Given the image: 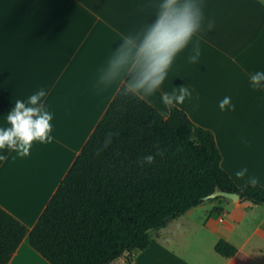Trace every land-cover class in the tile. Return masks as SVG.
Returning <instances> with one entry per match:
<instances>
[{"label":"crops","instance_id":"0c3cea01","mask_svg":"<svg viewBox=\"0 0 264 264\" xmlns=\"http://www.w3.org/2000/svg\"><path fill=\"white\" fill-rule=\"evenodd\" d=\"M160 2L0 0V127L10 126L6 116L17 99L39 89L53 116L51 143L33 142L25 157L0 149L7 156L0 161V205L28 230L8 264H52L32 245L31 231L119 91V82L97 86L101 69L124 36L155 20ZM202 3L199 60L188 62L190 44L146 99L169 115L161 94L187 87L192 98L177 106L214 131L223 167L239 185L247 178L235 173L246 167L264 186V87L253 89L249 79L264 71V0ZM226 96L234 110H221ZM221 239L248 254V264H264V204L205 199L157 231L148 248L126 251L112 264H245L217 251Z\"/></svg>","mask_w":264,"mask_h":264},{"label":"trees","instance_id":"16d2710c","mask_svg":"<svg viewBox=\"0 0 264 264\" xmlns=\"http://www.w3.org/2000/svg\"><path fill=\"white\" fill-rule=\"evenodd\" d=\"M148 155L151 164L142 159ZM222 159L214 131L183 108L165 115L147 99L118 91L31 231V243L52 264H112L126 251L148 248L152 231L218 187L264 204V186L237 184ZM27 232L0 205V264L10 262ZM216 249L245 264L251 260L226 239Z\"/></svg>","mask_w":264,"mask_h":264},{"label":"clouds","instance_id":"9594fccd","mask_svg":"<svg viewBox=\"0 0 264 264\" xmlns=\"http://www.w3.org/2000/svg\"><path fill=\"white\" fill-rule=\"evenodd\" d=\"M204 22L202 0H161L152 23L123 37L122 43L101 69L97 86L108 87L119 82L120 95L123 97L146 99L153 96L161 88L177 55L189 49L190 44L188 62L196 63L199 60V33L205 28ZM213 27L214 23L208 21L206 29L211 30ZM249 79L253 89L264 87V71L252 73ZM46 95L44 89H39L27 101H15L14 108L6 116L10 126L0 127V149L11 150L25 157L30 154L33 142L47 144L53 141L49 135L53 116L41 102ZM191 98L192 93L184 86L161 94L162 103L171 107ZM219 106L221 110L235 109L231 97L227 96ZM157 154L163 155V151L158 150ZM142 159L148 164L154 162L152 155ZM5 160L7 156L0 155V161ZM247 174L246 167L235 173L238 179L247 178V186L256 187L258 178Z\"/></svg>","mask_w":264,"mask_h":264},{"label":"water","instance_id":"95a60500","mask_svg":"<svg viewBox=\"0 0 264 264\" xmlns=\"http://www.w3.org/2000/svg\"><path fill=\"white\" fill-rule=\"evenodd\" d=\"M219 195H223V196H227V197H232V198H235V199H239L240 198V194L239 193L225 191V190L221 189L220 187H218L216 189V191L213 192L212 194H210L209 196H207L206 199H209L211 197H216V196H219Z\"/></svg>","mask_w":264,"mask_h":264},{"label":"rangeland","instance_id":"374dc122","mask_svg":"<svg viewBox=\"0 0 264 264\" xmlns=\"http://www.w3.org/2000/svg\"><path fill=\"white\" fill-rule=\"evenodd\" d=\"M214 200L222 203V202H224V201L227 200V199L224 198V197H218V198H215ZM206 204H210V203L207 202ZM156 232H157V231H152V236H153V237L155 236Z\"/></svg>","mask_w":264,"mask_h":264}]
</instances>
